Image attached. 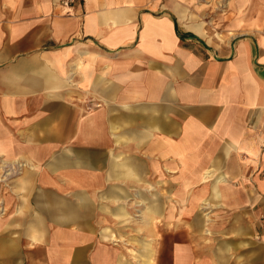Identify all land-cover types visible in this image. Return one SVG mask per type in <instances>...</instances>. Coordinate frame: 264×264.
Here are the masks:
<instances>
[{"label":"crops","instance_id":"crops-1","mask_svg":"<svg viewBox=\"0 0 264 264\" xmlns=\"http://www.w3.org/2000/svg\"><path fill=\"white\" fill-rule=\"evenodd\" d=\"M174 6L0 0V264H264V0Z\"/></svg>","mask_w":264,"mask_h":264},{"label":"rangeland","instance_id":"rangeland-1","mask_svg":"<svg viewBox=\"0 0 264 264\" xmlns=\"http://www.w3.org/2000/svg\"><path fill=\"white\" fill-rule=\"evenodd\" d=\"M231 1L234 2V0ZM231 1L183 0V6L187 10L186 13H190V22H201L203 28L205 29V33L207 35L209 34L208 36L211 37V40L222 41L227 34L225 28V14L227 12V8L230 7ZM3 182H5V177ZM3 182H1L0 178V183Z\"/></svg>","mask_w":264,"mask_h":264},{"label":"bare ground","instance_id":"bare-ground-1","mask_svg":"<svg viewBox=\"0 0 264 264\" xmlns=\"http://www.w3.org/2000/svg\"><path fill=\"white\" fill-rule=\"evenodd\" d=\"M174 8L176 9V11H177V13L180 15V18H182V12H184L185 11V8H182V7H179V6H174ZM204 10V9H203ZM188 25H189V27H191L192 29H194L195 31H197L198 33H200L201 35H203V36H207V39L208 40H211V37H209L206 33H205V29L203 28V26H202V23L201 22H190V23H188ZM207 30V29H206ZM2 167V166H1ZM4 170H6V169H4ZM209 176V175H208ZM0 178H1V176H0ZM121 181V180H120ZM128 181V180H127ZM26 180H23V181H21V183H22V185H25L26 184ZM119 183V182H118ZM187 183H189V182H187ZM186 183V184H187ZM120 184V183H119ZM128 184V183H127ZM220 184V183H219ZM159 185H160V183H159ZM139 186V185H138ZM183 186V185H182ZM129 187V186H128ZM153 187V186H152ZM193 187V186H192ZM127 188V187H126ZM154 188V187H153ZM128 189V188H127ZM97 190H99V189H97ZM120 190H123V189H121L120 188ZM186 190V189H185ZM219 191V190H218ZM214 191H212V193H213ZM92 193V192H91ZM132 193V192H131ZM134 193V192H133ZM139 193V192H138ZM209 193V192H208ZM81 194V201L79 202V203H81V205H85L86 206V200H87V196L84 194V192H81L80 193ZM185 194V193H184ZM67 195V194H66ZM129 195V194H128ZM219 195V194H218ZM228 195V194H227ZM96 196V195H95ZM182 196V195H181ZM186 196V195H185ZM71 197V196H70ZM75 197V196H74ZM179 197V196H178ZM221 197V196H220ZM78 198V197H77ZM224 198V197H223ZM75 199V198H74ZM79 199V198H78ZM96 199V198H95ZM136 199V198H135ZM128 200V199H127ZM188 200V199H187ZM114 201V200H113ZM120 201V200H119ZM204 201V200H203ZM206 201V200H205ZM224 201V200H223ZM117 202V201H116ZM178 202V201H177ZM209 202V201H208ZM126 204V203H125ZM17 205V204H16ZM119 208H118V212H119V216L123 219L126 215H127V213L125 212V210H124V206L122 205V203H120L119 205ZM179 208V207H178ZM208 208V207H207ZM151 209H153V208H151ZM180 209V208H179ZM65 211H66V215H65V217H67L68 219H69V221H74V220H76L77 218H78V216H80V212H78V209L77 208H72V207H69V208H66L65 209ZM164 211V210H163ZM154 213V212H153ZM199 213V212H198ZM157 214V213H156ZM61 215V214H60ZM161 215V214H160ZM200 215V214H199ZM95 217V216H94ZM129 218V217H128ZM139 219V218H138ZM204 219V218H203ZM47 220V219H46ZM66 221H68L67 219H66ZM13 223V222H12ZM55 223V222H54ZM38 225V224H37ZM60 225V224H59ZM73 225V224H72ZM39 227H40V231H41V235L40 236H43V234H44V230L42 229V227H41V224L39 225ZM79 229V228H78ZM161 230V229H160ZM204 230V229H203ZM11 232V231H10ZM48 235L51 237V234L50 233H48ZM159 236V235H158ZM162 239V238H161ZM49 240V239H48ZM117 240V239H116ZM173 240V239H172ZM42 241V240H41ZM172 243H173V241H172ZM152 244V243H151ZM49 245V244H48ZM83 245V244H82ZM158 247H159V245H158ZM44 248H48L47 247V245H43V247H40V251H42V250H44ZM152 248V247H151ZM231 249V248H230ZM161 250V249H160ZM88 252V251H87ZM153 253V252H152ZM149 254H150V250H149ZM157 255V254H156ZM117 257V256H116ZM147 257H149V258H151V254L150 255H148ZM172 257V256H171ZM214 257V256H213ZM215 261V260H214ZM140 263H141V261H140ZM160 263V262H159Z\"/></svg>","mask_w":264,"mask_h":264}]
</instances>
